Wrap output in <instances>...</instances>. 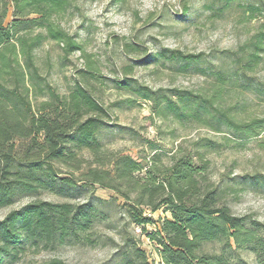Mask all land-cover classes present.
Masks as SVG:
<instances>
[{
	"label": "trees",
	"instance_id": "1",
	"mask_svg": "<svg viewBox=\"0 0 264 264\" xmlns=\"http://www.w3.org/2000/svg\"><path fill=\"white\" fill-rule=\"evenodd\" d=\"M214 1L223 12L248 0ZM242 7L248 20L264 12L263 0ZM72 8L73 0H0V209L31 199L0 220V264L65 246L109 247L107 264H152L132 227L151 242L159 264H264V225L230 209L241 195L264 190V174L212 171L214 156L244 151L251 142L264 154V112L258 117L245 111L250 102L264 105V82L256 76L264 60V22L235 50L162 48L141 62L170 76L200 78L205 86L197 90L152 89L127 78L129 72L115 80L114 88L130 96L128 107L147 102L154 116L181 133L211 135H177L169 155L156 152L143 163L104 149L108 109L87 90L83 71L80 82L60 93L37 66L35 52L49 41L60 46L63 60L83 53L58 22ZM121 47L135 51L127 43ZM94 186L123 203L95 197L88 190ZM44 193L84 196L52 202L38 198ZM158 211L169 219L154 222ZM151 224L152 232L146 230ZM40 264L66 263L51 258Z\"/></svg>",
	"mask_w": 264,
	"mask_h": 264
},
{
	"label": "rangeland",
	"instance_id": "2",
	"mask_svg": "<svg viewBox=\"0 0 264 264\" xmlns=\"http://www.w3.org/2000/svg\"><path fill=\"white\" fill-rule=\"evenodd\" d=\"M264 2V0H263ZM252 0L237 1L218 11L214 0H73V8L58 18L61 27L82 45L83 53L76 52L62 59L60 46L47 42L36 50L37 66L42 75L58 92L65 93L83 71L82 82L90 94L108 109V128L100 136L101 144L108 152H121L134 160L148 163L154 153L169 155L178 143L177 135L210 137L204 130L181 133L171 125L160 121L152 114L150 104L138 101L128 107L130 96L114 88L115 80L123 77L136 79L152 89L185 88L197 90L205 86L202 79L191 76H170L168 71L153 65H143L145 57L162 48L178 49L185 53H211L235 50L254 33L259 22H264V12L248 20L243 7ZM187 8L186 14L183 10ZM11 20L8 14L6 24ZM131 45L132 51L125 53L122 44ZM128 69V71H126ZM257 78L264 82V60L258 67ZM245 111L261 116L264 105L250 102ZM174 130V131H172ZM241 152H224L213 157V174L229 173L242 176L258 171L264 174V154L254 143H248ZM236 161L232 165V161ZM163 164L166 159L161 158ZM93 195L102 200L115 198L113 192L94 186ZM84 196V195H83ZM83 196L60 197L41 194L38 198L52 202H75ZM31 199H23L11 207L0 209V220L11 210L19 209ZM236 216H249L264 225V190L245 193L230 205ZM169 214L158 211L152 215L157 222ZM148 225L147 231H154ZM139 246L145 251L152 264H159L151 242L137 227H132ZM110 236L112 232L104 231ZM116 238V237H115ZM116 240H118L116 238ZM113 249L61 247L54 252L26 253L15 264H40L51 258L66 264H107ZM247 259L251 261V256Z\"/></svg>",
	"mask_w": 264,
	"mask_h": 264
}]
</instances>
